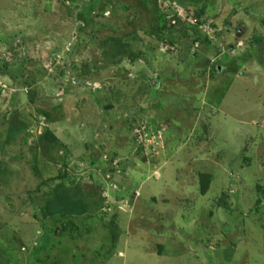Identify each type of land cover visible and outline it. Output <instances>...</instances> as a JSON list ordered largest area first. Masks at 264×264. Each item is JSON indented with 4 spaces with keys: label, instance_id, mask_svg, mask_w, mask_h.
Returning a JSON list of instances; mask_svg holds the SVG:
<instances>
[{
    "label": "rangeland",
    "instance_id": "rangeland-1",
    "mask_svg": "<svg viewBox=\"0 0 264 264\" xmlns=\"http://www.w3.org/2000/svg\"><path fill=\"white\" fill-rule=\"evenodd\" d=\"M255 38L264 0H0V264H264Z\"/></svg>",
    "mask_w": 264,
    "mask_h": 264
},
{
    "label": "trees",
    "instance_id": "trees-1",
    "mask_svg": "<svg viewBox=\"0 0 264 264\" xmlns=\"http://www.w3.org/2000/svg\"><path fill=\"white\" fill-rule=\"evenodd\" d=\"M203 9L200 11H194L193 17L197 19L196 25L200 24L201 16ZM175 25L174 27L182 29V35L187 36L186 28H193V24L185 23V21H181L179 18L174 17ZM195 34L196 31L194 32ZM195 40H199L198 37H196ZM255 42L257 44H260L261 50L264 51V43L261 38H255ZM263 44V45H262ZM28 97L29 101L32 102L33 97L31 93L28 91ZM12 128V127H11ZM41 141H45L48 143H55L57 142L56 137L52 134L51 131H46L44 134L41 135ZM65 175L59 176V180H64ZM210 176L208 174H201L199 176V191L201 194H205L208 188V182H209ZM84 192L82 191L81 187L79 185H70L65 186L64 183H58L51 193L49 194V197L47 198V201L42 208L43 217L47 216H55L59 215L61 217H77L82 216L88 213V205L84 201ZM261 205V202L259 203Z\"/></svg>",
    "mask_w": 264,
    "mask_h": 264
},
{
    "label": "built area",
    "instance_id": "built-area-1",
    "mask_svg": "<svg viewBox=\"0 0 264 264\" xmlns=\"http://www.w3.org/2000/svg\"><path fill=\"white\" fill-rule=\"evenodd\" d=\"M196 21H197V19L195 17H193V15L189 16V20H188L189 23L195 25Z\"/></svg>",
    "mask_w": 264,
    "mask_h": 264
}]
</instances>
